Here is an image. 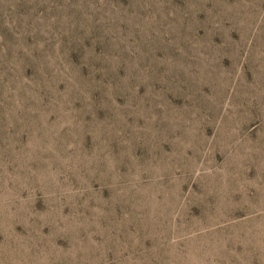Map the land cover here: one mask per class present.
<instances>
[{
	"label": "rangeland",
	"instance_id": "374dc122",
	"mask_svg": "<svg viewBox=\"0 0 264 264\" xmlns=\"http://www.w3.org/2000/svg\"><path fill=\"white\" fill-rule=\"evenodd\" d=\"M0 264H264V0H0Z\"/></svg>",
	"mask_w": 264,
	"mask_h": 264
}]
</instances>
